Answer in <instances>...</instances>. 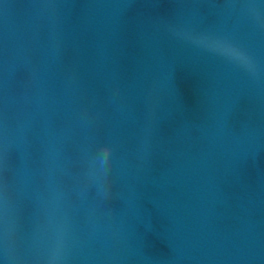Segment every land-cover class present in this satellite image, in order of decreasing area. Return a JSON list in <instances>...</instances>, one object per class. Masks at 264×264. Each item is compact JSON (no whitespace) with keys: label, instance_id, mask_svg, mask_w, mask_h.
<instances>
[{"label":"water","instance_id":"water-1","mask_svg":"<svg viewBox=\"0 0 264 264\" xmlns=\"http://www.w3.org/2000/svg\"><path fill=\"white\" fill-rule=\"evenodd\" d=\"M0 264H264V0H0Z\"/></svg>","mask_w":264,"mask_h":264}]
</instances>
